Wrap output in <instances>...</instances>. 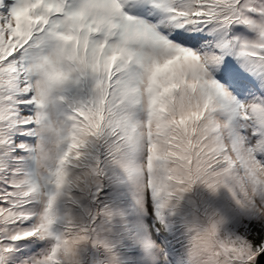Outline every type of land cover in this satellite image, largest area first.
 <instances>
[{
    "label": "snow or ice",
    "instance_id": "6c2138e0",
    "mask_svg": "<svg viewBox=\"0 0 264 264\" xmlns=\"http://www.w3.org/2000/svg\"><path fill=\"white\" fill-rule=\"evenodd\" d=\"M109 177L161 222L193 184L227 189L256 223L193 226L186 264H264V0H0V264L85 244L116 264Z\"/></svg>",
    "mask_w": 264,
    "mask_h": 264
},
{
    "label": "bare ground",
    "instance_id": "6f19581e",
    "mask_svg": "<svg viewBox=\"0 0 264 264\" xmlns=\"http://www.w3.org/2000/svg\"><path fill=\"white\" fill-rule=\"evenodd\" d=\"M107 180L109 183L111 182L110 177ZM192 186L193 188L191 187L188 191L181 194V198L178 201L173 199L171 201V207L166 209L170 216L176 217L178 223H183L181 228L187 231L188 235L192 234L190 229L193 226H206L209 218L220 219L222 221L221 227H229L231 225L239 226L243 221V217L249 219L239 208H231L228 205V199L233 200V198L227 189L221 187L216 192H212L199 182ZM112 188L113 191L107 196L110 202L108 207L119 212L120 215L114 216L112 221L104 226L100 232V236L111 248V256L115 257L116 264H124L123 259L125 257H119L116 253L121 244H127L129 249H132L131 252L135 254L136 264H146L143 258V252L145 250H143L140 244L139 235L136 233L134 235H125L128 232L127 228L130 227V224L129 222L127 225H122L121 223L124 221L123 207L127 205L125 196L130 195L129 189L125 184H113ZM80 204L81 206L77 209L79 213L84 211L82 206L92 209L91 203L83 199H81ZM75 215L79 218V214ZM127 219L128 216L126 215L125 220ZM135 223H138L140 229L141 227L143 228L142 219L137 218ZM88 246L89 244L83 245L79 251L81 262ZM105 259L106 261L110 259L109 254L106 252ZM96 261V256L90 259V263L92 264Z\"/></svg>",
    "mask_w": 264,
    "mask_h": 264
},
{
    "label": "rangeland",
    "instance_id": "374dc122",
    "mask_svg": "<svg viewBox=\"0 0 264 264\" xmlns=\"http://www.w3.org/2000/svg\"><path fill=\"white\" fill-rule=\"evenodd\" d=\"M4 3H11V0H4ZM149 11L150 9L146 10L142 9L141 7L133 8L130 10L132 15L148 17L149 19H151V16H149ZM233 95H235V93H233ZM236 99L243 100L244 97L236 96ZM110 183L108 182V180L104 181L105 186L103 189V193L99 197V201L102 205H110L109 199L107 197L108 194L113 191V183ZM125 199L127 205L126 207H123L125 209H123L124 221L121 223L122 225H127V223L129 222L131 227L130 229V227L127 228L126 226L128 232L125 235H134L136 233L139 235L140 240L147 236L156 245V248L151 253L146 251L143 252V258L145 259L146 264H186L187 242L191 234L188 235L187 231L181 228L183 223H178L176 217L170 216L167 210H164L163 221L161 222V220L157 218L155 214V208L151 203L149 204V209L146 214L139 213L133 208L131 194L125 196ZM228 201V205L231 208H238L234 200L228 199ZM91 206L92 209L85 208L84 206L82 207L83 210L92 211L94 210L95 206L92 204ZM77 209L78 207L71 209L74 215L79 214ZM61 210H63V203H61ZM126 215L128 216L127 220H125ZM137 218H140L143 221V228L141 227V229L138 223H135ZM255 223L256 221L254 219L243 217V221L239 226L231 225L229 227H220V235H240L246 229H250L251 226ZM253 234L258 235V233L256 232H253ZM20 251L27 250L22 248ZM131 251L132 249H129L127 244H121L119 245V249L116 251V253L119 257H125L123 259L124 264H136L134 257L135 254ZM94 256H96L97 258V261L94 262V264H106L107 261L105 259V251L102 248H94L91 244H89L81 264H92L90 263V259Z\"/></svg>",
    "mask_w": 264,
    "mask_h": 264
},
{
    "label": "clouds",
    "instance_id": "9594fccd",
    "mask_svg": "<svg viewBox=\"0 0 264 264\" xmlns=\"http://www.w3.org/2000/svg\"><path fill=\"white\" fill-rule=\"evenodd\" d=\"M210 219V218H209Z\"/></svg>",
    "mask_w": 264,
    "mask_h": 264
}]
</instances>
